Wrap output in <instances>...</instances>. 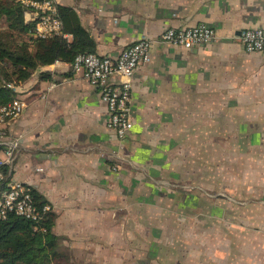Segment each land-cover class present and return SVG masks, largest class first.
<instances>
[{
    "label": "crops",
    "instance_id": "0c3cea01",
    "mask_svg": "<svg viewBox=\"0 0 264 264\" xmlns=\"http://www.w3.org/2000/svg\"><path fill=\"white\" fill-rule=\"evenodd\" d=\"M56 1L76 10L100 54L153 39L123 138L107 126L100 88L70 62L42 66L17 92L26 108L4 127L18 142L10 177L51 205L64 264H247L212 225L232 223V205L249 201L217 191L215 178H230L217 161L231 162L233 149L242 157L264 145V54L240 36L264 27V0ZM201 22L214 40L186 49L160 38L168 26Z\"/></svg>",
    "mask_w": 264,
    "mask_h": 264
},
{
    "label": "built area",
    "instance_id": "2783aa9c",
    "mask_svg": "<svg viewBox=\"0 0 264 264\" xmlns=\"http://www.w3.org/2000/svg\"><path fill=\"white\" fill-rule=\"evenodd\" d=\"M26 7L25 18L34 23L29 38H47L63 33V22L59 16L56 0H20ZM68 36L67 33H64ZM241 42L247 51L264 54V27H248L241 32ZM216 37L215 29L207 23H194L184 26H168L161 34L162 40L191 49L207 43ZM153 39L142 35L122 49L116 57L100 54L97 51L78 53L71 62L72 70L81 74L89 82L100 88L101 100L108 108L107 126L119 138L125 137L133 126L131 100L133 78L139 64L151 59ZM59 61V60H57ZM52 80L50 87L57 85ZM16 95L0 106V143L3 145L0 156V220L15 213L34 222L35 229L46 230L40 222L47 211L52 210L49 203L40 208L35 201L32 187L24 181L7 179L2 165L8 163L18 145L16 139L7 141L4 127L16 120L25 110L26 101L17 95L22 83H9Z\"/></svg>",
    "mask_w": 264,
    "mask_h": 264
},
{
    "label": "trees",
    "instance_id": "16d2710c",
    "mask_svg": "<svg viewBox=\"0 0 264 264\" xmlns=\"http://www.w3.org/2000/svg\"><path fill=\"white\" fill-rule=\"evenodd\" d=\"M25 10L20 0H0V106L16 95L9 83H23L42 66L57 60L71 63L78 53L96 48L95 39L76 10L62 4H58V11L63 33L47 38L28 36L25 40L23 34L29 35L34 29V23L25 18ZM40 77L50 78L51 74L41 71ZM2 169L10 179V164H3ZM32 193L42 208L47 201L36 189L32 188ZM55 217L52 210L44 214L40 224L46 230L35 229L33 221L15 213L1 219L0 264H64L66 254L59 248L58 235L53 231Z\"/></svg>",
    "mask_w": 264,
    "mask_h": 264
},
{
    "label": "rangeland",
    "instance_id": "374dc122",
    "mask_svg": "<svg viewBox=\"0 0 264 264\" xmlns=\"http://www.w3.org/2000/svg\"><path fill=\"white\" fill-rule=\"evenodd\" d=\"M3 23H0V26ZM25 40L28 39L26 33L23 34ZM34 76V75H33ZM246 154L238 156V151L233 149L232 161H217L218 171L232 170L230 178L227 176L216 177V190L226 188L232 189L229 195L239 201H249V208L236 207L232 205L231 213L232 223L226 220L225 223L212 225L216 232L224 234L225 245L232 250L234 254L243 257L247 264H264V204H258L256 201L264 202V145L262 147H252L245 149ZM244 155V156H243ZM217 153V159L219 157ZM235 206V207H234ZM248 211V215L245 212ZM228 210L226 209L225 213ZM247 216V223L240 219L234 220V217ZM258 215V218L255 216ZM262 216V218H261ZM211 226V225H210ZM247 232V234H243ZM222 253V251H220ZM245 256V257H244Z\"/></svg>",
    "mask_w": 264,
    "mask_h": 264
}]
</instances>
